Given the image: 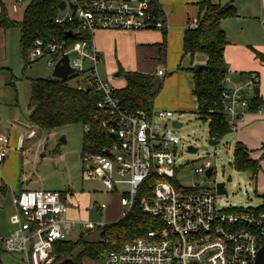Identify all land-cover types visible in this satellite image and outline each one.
I'll return each mask as SVG.
<instances>
[{"label": "built area", "instance_id": "2783aa9c", "mask_svg": "<svg viewBox=\"0 0 264 264\" xmlns=\"http://www.w3.org/2000/svg\"><path fill=\"white\" fill-rule=\"evenodd\" d=\"M165 17L157 0H64L53 20L68 22L74 40L65 43L36 37L27 51L30 61L44 58L51 67L66 53L73 75L80 80L78 85L87 84L100 92L97 106L109 114L102 124L113 140L104 148L106 152H83L82 169L89 177L100 179L106 191L125 185L119 191L121 216L134 203L140 185L151 178V193L138 203L143 212L155 218V226L145 235L107 250L102 264H257L258 250L264 244V211L250 206H217L221 193L216 189L181 185L175 178L180 168L176 164L179 138L159 122L172 111L152 104L148 110H127L120 104L115 87L98 75L96 64L101 56L92 41L95 30L165 29ZM155 74L161 76L164 70L157 68ZM258 80L250 71L241 85L221 91L222 111L230 130H235L247 111L243 89H253ZM34 135V129L20 134L18 147ZM8 141V134L0 132V162L9 151ZM208 167L211 173L206 160L194 170L206 175ZM12 202L15 211L8 217L12 227L7 234H0V247L23 252L28 264H51L53 241L63 238L71 227L63 193L21 189L13 194Z\"/></svg>", "mask_w": 264, "mask_h": 264}, {"label": "rangeland", "instance_id": "374dc122", "mask_svg": "<svg viewBox=\"0 0 264 264\" xmlns=\"http://www.w3.org/2000/svg\"><path fill=\"white\" fill-rule=\"evenodd\" d=\"M174 1V4L179 5L184 0ZM237 2V10L245 16L244 23L251 25L253 13L258 10L259 3L263 4V2L261 0H237ZM9 3L10 1L8 0L6 5ZM23 7L12 3L13 15L20 17ZM170 11L172 9L168 10V13ZM239 27L240 23L234 24L236 30ZM145 30L155 33L160 29L147 28ZM133 31L131 34L134 33ZM126 33L129 34V32L121 34L120 31L108 32L107 35L103 33L99 36L107 47L100 51L102 58L96 64L98 75L101 79L108 81L111 79L110 82L113 86L121 85L124 80L123 77L121 75H111V69L116 67L114 59L116 61L117 58L121 63V58L124 54L128 55L130 62L135 63V66L140 70L152 72L154 64H157V68H162L163 70L166 68L165 75L154 76V89H157L160 85V90L154 97V105L161 103V108H167L172 111L171 116L161 119L159 122L165 123L166 127H170L172 132L179 138L178 143H176V164H180L179 170L175 173L177 181L183 186H197L214 192L215 183L222 181L226 191L219 195L221 200L216 202L217 206L255 207L264 203V169L260 168L255 177L251 178L248 171L235 170L231 165L234 131L230 130L227 132L216 144L208 143L207 120H203L197 114L195 98L190 92V72L186 70V66L189 64L188 56L183 54L182 50L178 49L177 46L170 45L169 48V41L165 54L162 52L158 53L156 50L139 51V45L137 46L134 43L136 40L129 38L130 35ZM4 35L6 50L4 57L0 55V62L4 67L10 68L16 83L15 86L9 85L10 72L7 69L0 68V132H8L10 135L8 145L11 149L6 159L8 161L7 168L2 169V161L0 162V176L11 187L16 186L20 176L24 181L38 182L44 179L46 182L60 184L61 189L70 187L73 191H80L81 189L88 191L90 193L89 200L92 203L108 202L105 193L98 190L101 187V183L89 177L87 175L88 172L82 169L81 136L84 129L82 123L72 122L52 129L33 125L32 128L37 131L36 137L33 140H28L26 142L29 143L28 145L24 143L25 146L23 145L22 150L18 146L13 145L16 140V132L26 131L27 129L25 126L28 120L27 102L30 91L27 77H50L52 76V67L46 64L44 58H41L31 61L22 72L18 27L10 26L6 28ZM164 66L166 67L164 68ZM117 67H121V65L118 64ZM79 81L74 76L68 79V82L72 85H76ZM172 120L181 122V125L173 126ZM10 122L17 124V127L11 128ZM38 139H40V144L36 145L35 141ZM33 141L35 144L32 143ZM188 143L196 146L197 150L187 151L186 145ZM22 151H26V155H22ZM15 152L16 154H14ZM43 152L44 154L41 155ZM206 160L210 162L212 172L209 175H205L203 172H196L194 169ZM92 189L97 191L95 192ZM11 195L8 189L0 195V234L2 235L7 234L12 227L8 223V217L14 210L10 204ZM109 210L114 212L113 215L115 217L118 215L121 217L115 203L102 208L101 213L96 212L95 209L94 211H87L90 220L99 221L100 219L103 222H107L106 219L108 217L105 213ZM97 230V228L93 227L86 232L84 228L83 230H78L73 227L65 234V238L76 240L79 234H82L86 240H96L98 237ZM104 254L105 252L97 259H92L88 256L84 257L82 264H102ZM51 255H53V258L50 263L60 257L55 256L54 253ZM69 260L71 261V259H64L57 262V259L55 262L57 264H69ZM0 264L28 263L23 252H9L0 247Z\"/></svg>", "mask_w": 264, "mask_h": 264}, {"label": "trees", "instance_id": "16d2710c", "mask_svg": "<svg viewBox=\"0 0 264 264\" xmlns=\"http://www.w3.org/2000/svg\"><path fill=\"white\" fill-rule=\"evenodd\" d=\"M57 3L58 0H29L19 21L9 19L4 6L0 3V26L19 28L22 72L31 62L27 58V51L34 38L43 37L46 40L54 39L65 43L74 40V37H64V32L71 27L68 22L57 23L53 20L58 12ZM198 4L202 14L193 26L184 29L182 49L184 53L202 52L206 55L202 67L189 68L192 73L191 92L195 96L197 114L203 120H207L209 137L219 141L230 131L220 102V93L225 88L224 80L227 72L223 57L227 38L220 22L223 18L236 15V10L232 3L219 4L209 0H199ZM258 55L263 57L261 54ZM117 74L125 80L122 87L115 88L123 108L148 110L156 93V90H153V73L124 70L118 67ZM14 79L11 74L9 82L13 84ZM27 79L30 86L27 108L31 123L46 129L72 122L82 123L83 128L87 125L88 130L83 129L81 136L82 153L103 152L113 140L102 124V121L109 119V114L97 106L101 95L92 86L87 84L79 86L78 83L72 85L68 82L69 78L60 79L53 76H28ZM261 107H264V100L255 86L248 99L247 110L254 111ZM231 165L235 170L248 171L251 178H254L260 169L258 158L250 157L249 148L238 140L234 141L232 146ZM151 189L149 177L140 185L136 199L126 214L99 227L98 239L84 240L82 236L76 240L59 238L53 241L51 253L61 256L80 244L79 252L68 261L69 264H80L83 255L97 259L103 252L117 249L125 241L145 235L147 230L155 226V218L143 212L138 202L142 196L149 195ZM254 208L264 211V203Z\"/></svg>", "mask_w": 264, "mask_h": 264}, {"label": "crops", "instance_id": "0c3cea01", "mask_svg": "<svg viewBox=\"0 0 264 264\" xmlns=\"http://www.w3.org/2000/svg\"><path fill=\"white\" fill-rule=\"evenodd\" d=\"M7 1L8 0H0V3L4 6L8 18L11 20H15V21L21 20L22 15H23V10L29 0L23 3H17L14 0H9L10 3L6 5ZM157 1L162 7V10L165 12V15H166L165 18L167 22L166 28L160 29L158 32H155V33L146 31L145 29L147 28L140 29V30L136 29L134 31L133 30H122V29L121 30L97 29L94 31L95 34L93 33L92 41H93V45L97 49L101 58H102V54L100 53V51L102 49H105L107 45L105 44V42H103V40L99 38V36L103 33L107 35L108 32H120V31H121V34H124L125 32H129V34L127 33L126 34L130 35L129 38L136 40V41L134 40L135 41L134 43L137 46L139 45V48H140L139 51L156 50L158 53L162 52L165 54L166 49H167V43L169 41V48H170V45L171 46L174 45V46H177L178 49H181L183 52V49H182L183 31L187 26H190V27L193 26L198 21V19L200 18L202 14V10L200 9V6L198 4L199 0H184L179 5L174 4L175 2L174 0H157ZM209 1L213 3H219V4L232 3L236 10V15L223 18L220 22V25L222 29L224 30L226 38H227V43L223 50L224 63H225L226 71H227L225 75L224 86L227 88H231L235 85H241L243 81L246 79L248 73L250 71H254L259 77L258 83L256 85V89L260 97L264 100V0H261L263 4L259 3L258 8H257L258 10L256 11V13H253V20H251V25H246L244 23L245 16L242 15L241 12L237 10V4H238L237 0H209ZM12 3L14 4L16 3V5L18 6L19 5L24 6L22 8L20 17L13 15L12 13L13 10L11 8ZM171 9L172 11L168 13V10H171ZM236 23H240V27L237 30L234 28V24ZM8 27L4 28L0 26V55H2V57L5 56V50H6V40H5L4 31ZM152 29H157V28H152ZM132 31L134 33L131 34ZM173 41L175 42L172 43ZM19 48H20V45H19ZM256 52L258 54L263 55V57H260ZM183 54L187 55L189 58V64L186 66V70L190 72V92H191L192 73L189 68L192 66H195L196 63L204 64L206 60V55L202 52H194L193 54H188V53L183 52ZM20 55H21V52H20ZM125 55L126 54L122 55L123 59L121 58V63H120V60H117V58H116V61L114 59V64H116L115 65L116 67L111 69L112 70L111 75L114 76V73H117V69H118L117 65L120 64L124 70H136V71H141V72L153 73L154 76H158L155 74V69H157V64H154V68L152 72L147 71V70H140L139 68H137V66H135V63L130 62V57L128 55H126L127 56L126 57ZM124 62H125V65H124ZM165 67L166 66H164V68ZM0 68L7 69L10 72V75L12 74L10 71V68L4 67V65H2L1 62H0ZM165 71H166V68L164 69L163 75H165ZM31 77H36V76H31ZM40 77H43V76H40ZM9 80H10V76H9ZM109 80L111 81V79ZM15 83L16 82L14 79L13 84L10 83L9 85L15 86ZM124 84H125V80H123L121 85L114 86V87L119 88V87H122ZM159 88H160V85L157 87V89H154L153 87V90H156L154 97L156 96L157 92L160 90ZM243 92L245 94V97L249 99L250 95H252L253 93V89L251 90V89L245 88L243 89ZM154 97L152 100V105L156 108H161V103H159L156 106L154 105ZM162 109H167V108H162ZM27 112L29 113L28 108H27ZM28 113H27V118H28ZM29 122L30 121L28 119L26 121V126H25L27 128L26 131L24 130L22 132L20 131L16 132L15 134L16 142L15 141L13 142L14 146H18L20 134H22L23 132H27L29 129H33L32 128L33 125L36 126L35 124L31 122L29 123ZM16 125L17 124L10 122L11 128L17 127ZM232 131H234L232 140L233 141L238 140V141L243 142L249 148V156L252 158H258L260 168L264 169V107L263 108L261 107V109L258 108L257 110H254V111H249V110L245 111L241 120L238 121L237 127L235 128V130H232ZM5 133L8 134V132H5ZM36 133L37 131H35L34 136L30 138H26L24 140V143L28 145L29 143H26V142L28 140H33L36 137ZM9 136L10 135L8 134V138ZM24 143L22 144L21 147H19L21 148L20 150H22L23 145L25 146ZM32 143H34V141ZM35 143L36 145L40 144L38 140L35 141ZM10 150L11 149L9 147V151L6 157L1 162L2 169L7 168L8 161L6 159L8 157ZM14 154H16V152ZM21 154L26 155V151H22ZM43 154L44 152L41 153V155ZM20 178L18 180V183L16 182V186L11 187V185L5 183L3 178L0 176V195L3 194L6 191V189L10 190L12 194L10 204L12 208H14L12 212L15 211V206L12 202L13 194L17 193L21 189H46V190H59L63 193V199L67 203L66 216L69 219H71L70 229L74 227V229L83 230L84 228V230L87 232L91 228L95 227L98 229L97 232L99 236V229H100L99 227L101 225H103L104 223L114 221L118 219L120 216L118 215L117 217H115L113 215L114 212L109 210L105 213L106 216L108 217L106 219L107 222H103V220H100V219L99 221L90 220L88 211L90 210L94 211L95 209L96 212L98 211L99 213H101L102 208L112 203H115L118 208V213L121 215V205L119 203V194H120L119 191H122L126 188L124 184H117L114 189L106 191L102 181L98 178H94L101 183V187H99L98 190L104 192L108 200V202H101V203H104L103 206L97 207L96 205L100 203H96V202L92 203L89 200L90 193L88 191H83L82 189L80 191H73L70 187L61 189L60 184L56 182H48V181L46 182L44 179L36 182V181H29V180L24 181V179L22 178L20 179ZM92 190H95V192L97 191L96 189H92ZM88 222L93 223V226L88 227L87 226ZM9 225L11 224L9 223ZM79 236H82V234H79ZM63 238L66 239L65 236ZM82 238L86 240L84 236H82ZM80 249H81V245L79 244L75 246L73 249H71L70 252L64 255H61L59 258H57L58 259L57 262H59L60 260L63 261L64 259H73ZM84 257H87V256L83 255L81 257L80 264H82V259ZM52 258H53V255H52ZM56 260H54V262ZM54 262H52L51 264H53ZM57 262H55L54 264H57Z\"/></svg>", "mask_w": 264, "mask_h": 264}, {"label": "water", "instance_id": "95a60500", "mask_svg": "<svg viewBox=\"0 0 264 264\" xmlns=\"http://www.w3.org/2000/svg\"><path fill=\"white\" fill-rule=\"evenodd\" d=\"M57 7L59 9H62L64 7V1L59 0L57 3ZM64 37H73V33L71 32L70 29H67L64 32ZM202 63H196L195 68L202 67ZM117 75V73H114V76ZM52 76L60 79H68L73 76V67L69 64L68 60V55L65 53L61 55L53 64L52 67ZM114 121H112L113 123ZM172 125L177 127L181 125V122L177 120H172ZM112 136V133H110ZM209 144H216L218 140L213 139L212 137H208L207 139ZM187 151H196L197 147L192 145V144H187L186 146ZM106 149H103V152H106ZM211 168L208 167L206 169V175L210 174ZM215 189L217 193H224L226 190L224 188V183L222 181H217L215 183ZM263 252H264V244L260 247L258 250L257 256H256V263L257 264H264V257H263Z\"/></svg>", "mask_w": 264, "mask_h": 264}]
</instances>
